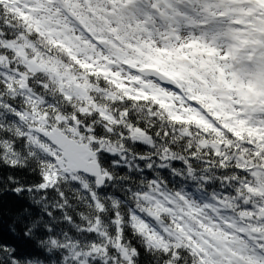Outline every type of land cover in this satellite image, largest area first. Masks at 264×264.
<instances>
[{
  "label": "snow or ice",
  "instance_id": "obj_1",
  "mask_svg": "<svg viewBox=\"0 0 264 264\" xmlns=\"http://www.w3.org/2000/svg\"><path fill=\"white\" fill-rule=\"evenodd\" d=\"M0 264H264V0H0Z\"/></svg>",
  "mask_w": 264,
  "mask_h": 264
}]
</instances>
